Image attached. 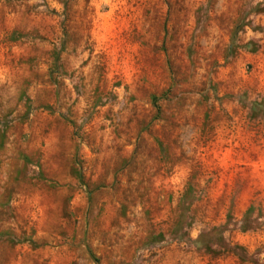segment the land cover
<instances>
[{"label":"rangeland","instance_id":"374dc122","mask_svg":"<svg viewBox=\"0 0 264 264\" xmlns=\"http://www.w3.org/2000/svg\"><path fill=\"white\" fill-rule=\"evenodd\" d=\"M0 264H264V0H0Z\"/></svg>","mask_w":264,"mask_h":264},{"label":"trees","instance_id":"16d2710c","mask_svg":"<svg viewBox=\"0 0 264 264\" xmlns=\"http://www.w3.org/2000/svg\"><path fill=\"white\" fill-rule=\"evenodd\" d=\"M249 211H251V209H250V208L248 209V212H249Z\"/></svg>","mask_w":264,"mask_h":264}]
</instances>
